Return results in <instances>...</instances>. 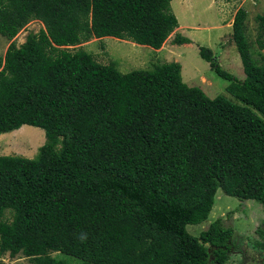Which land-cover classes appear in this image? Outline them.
<instances>
[{
	"label": "trees",
	"instance_id": "1",
	"mask_svg": "<svg viewBox=\"0 0 264 264\" xmlns=\"http://www.w3.org/2000/svg\"><path fill=\"white\" fill-rule=\"evenodd\" d=\"M170 2L0 0V35L43 23L0 55V134L23 124L45 132L32 158L0 154V254L31 264H62L52 252L76 264H228L239 245L228 221L197 236L186 226L208 218L218 188L264 207V55L253 58L246 11L232 21L243 78L198 49L233 99L187 85L176 61L121 72L69 48L111 36L158 49L178 25Z\"/></svg>",
	"mask_w": 264,
	"mask_h": 264
},
{
	"label": "rangeland",
	"instance_id": "2",
	"mask_svg": "<svg viewBox=\"0 0 264 264\" xmlns=\"http://www.w3.org/2000/svg\"><path fill=\"white\" fill-rule=\"evenodd\" d=\"M170 5L178 25L158 49L111 36L101 39L91 37L69 48H83L98 62L115 63L121 72L150 69L154 64L176 61L180 64L182 80L187 85L200 87L209 97L221 94L233 99L226 91L228 81L215 73L209 63L200 56L198 49L199 46L209 47L222 69L237 78H243L245 73L242 62L232 38L233 17L239 8L246 11L245 34L250 42L253 58L260 63L264 49L258 48L255 39L259 32L257 16L264 14V0H171ZM40 28H43V23L38 19H31L12 39L0 35V55H4L12 40L16 45H20L29 33H36ZM177 33L187 36L191 42L185 43L186 45L174 43L172 40ZM44 141L43 128L23 124L17 129L0 134V154L32 158ZM4 216L11 219V211L5 210ZM219 217L231 224L232 240L239 243L230 249L226 262L239 264L241 259H246V264H264V247L254 243L264 239L263 205L255 200L228 195L218 188L208 218L198 224H187L186 228L197 236L210 222ZM51 255L57 257L62 264L79 263L76 258L63 253L52 252ZM0 264L31 262L21 253L10 256L6 252L0 254Z\"/></svg>",
	"mask_w": 264,
	"mask_h": 264
},
{
	"label": "crops",
	"instance_id": "3",
	"mask_svg": "<svg viewBox=\"0 0 264 264\" xmlns=\"http://www.w3.org/2000/svg\"><path fill=\"white\" fill-rule=\"evenodd\" d=\"M192 33V32H191ZM183 45H186L185 43H182Z\"/></svg>",
	"mask_w": 264,
	"mask_h": 264
}]
</instances>
